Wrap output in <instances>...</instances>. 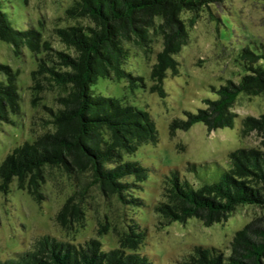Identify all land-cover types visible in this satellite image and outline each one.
Listing matches in <instances>:
<instances>
[{
	"label": "trees",
	"instance_id": "trees-1",
	"mask_svg": "<svg viewBox=\"0 0 264 264\" xmlns=\"http://www.w3.org/2000/svg\"><path fill=\"white\" fill-rule=\"evenodd\" d=\"M223 1L74 0L64 19L58 21H74L76 25L56 26L50 40L32 27L17 31L0 8V41L10 45L17 58L30 51L37 64L31 73L32 105H39L43 94H56L54 107L42 106V113L33 118L31 130L36 139L10 152L1 164L0 193H7L15 182L34 202L42 203L46 200L47 171L56 169L70 178L88 177L104 197L115 198L125 208H143L144 201L134 194L147 181L148 170L124 158L134 155L140 146L159 143L156 123L147 111L95 95L91 86L101 78L125 80L131 90L145 88L142 77L124 69L130 56L124 44L129 43L146 58L155 56L150 93L165 99L164 81L168 75L179 76L180 64L175 58L189 44V28L199 12ZM186 12L192 16L185 21L182 16ZM56 40L65 50L52 46ZM156 42L159 49L153 46ZM237 57L244 72L239 83L227 81L213 88L217 100L205 99L203 109L173 120L170 137L197 123L208 132L232 129L238 117L232 107L240 94L264 98V45L241 48ZM0 75L6 78L0 81L1 125L12 123L11 116L19 117L21 107L18 73L0 63ZM239 134L243 139L254 134L258 146L231 152L227 169L217 163H188L184 169L191 179L179 170L168 172L163 178L162 199L153 209L161 219L160 227L186 224L192 218L212 227L226 223L238 206H253L262 215L234 233L228 253L193 246L182 264H264V114L245 117ZM82 197L78 191L66 199L54 218L57 227L69 232L84 225ZM108 226L101 224L98 235ZM139 227L130 219L114 250L103 251L96 238L82 245L46 236L36 239L29 251L0 264H153L138 254L145 240V230Z\"/></svg>",
	"mask_w": 264,
	"mask_h": 264
},
{
	"label": "rangeland",
	"instance_id": "rangeland-1",
	"mask_svg": "<svg viewBox=\"0 0 264 264\" xmlns=\"http://www.w3.org/2000/svg\"><path fill=\"white\" fill-rule=\"evenodd\" d=\"M73 1L0 0V8L17 31L32 27L50 40L51 31L56 26L76 25L74 21H58L64 19V13ZM191 16L186 12L182 19L186 21ZM80 24L86 25V22L81 21ZM188 34L189 44L175 58L180 64L179 76L172 78L168 75L164 81L165 99L150 93V72L155 56L146 58L141 50L129 43L124 44L130 51L124 69L133 76L142 77L145 88L131 90L125 80L101 78L91 86L95 95L114 98L124 105L147 111L156 123L159 143L140 146L134 155L124 158L148 170L147 181L134 194L144 201V207L125 208L115 198L104 197L97 186L91 185L88 177L70 178L56 169L47 171L43 189L46 200L42 203L34 202L14 182L7 193H0V262L29 251L36 239L46 236L82 245L96 238L103 251L114 250L118 246V235L126 231L129 220L134 219L139 228L145 230V240L138 254L147 256L153 264H182L193 246H209L228 253L227 247L234 233L242 230L254 217L262 215V211L253 206H238L226 223L212 227H204L195 218L189 219L186 224L174 222L168 227L159 226L161 219L155 214L153 206L162 199L164 176L179 170L181 175L191 179L184 169L188 163L199 166L217 163L227 169L231 152L256 148L259 143L254 134L241 138L242 120L247 116L257 118L264 114L263 97L248 98L240 94L232 107L238 115L232 129L208 132L203 124L197 123L190 130L177 131L174 137H170L168 129L173 120L183 119L184 113L203 109L205 99L217 100L213 88H220L227 81L239 83L244 72L236 61L238 52L246 46L254 47L255 43L264 45V3L225 0L212 4L199 12ZM51 43L55 49L65 50L57 40ZM158 44H153L154 48L159 49ZM0 63L18 73L21 107L19 117L11 116L12 123L0 125L1 166L10 152L36 139L37 134L31 130L33 118L42 113V106L54 107L56 94H43L40 104L36 107L32 105L31 73L37 64L30 51L25 50L23 56L17 58L12 47L0 41ZM0 81L5 82L6 78L0 75ZM78 191L83 196L84 225L64 231L56 226L55 215L66 199ZM101 224L109 226L99 236Z\"/></svg>",
	"mask_w": 264,
	"mask_h": 264
}]
</instances>
